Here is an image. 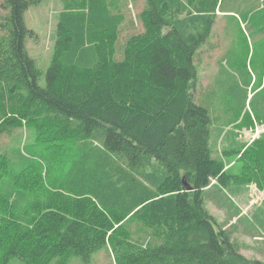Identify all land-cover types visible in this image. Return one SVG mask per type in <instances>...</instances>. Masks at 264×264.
<instances>
[{
	"label": "trees",
	"instance_id": "16d2710c",
	"mask_svg": "<svg viewBox=\"0 0 264 264\" xmlns=\"http://www.w3.org/2000/svg\"><path fill=\"white\" fill-rule=\"evenodd\" d=\"M223 1L144 0V31L116 61L125 16L109 0H60L40 87L25 49L30 0H5L0 106L11 116L0 118V133L25 119L43 151L0 156V264H88L106 244L116 264H264L236 250L203 206L212 180L264 188V133L223 149L241 163L231 174L212 157L208 110L192 101L193 56ZM256 1L252 13L264 10ZM252 116L264 123V94ZM131 223L151 232L146 245L132 240Z\"/></svg>",
	"mask_w": 264,
	"mask_h": 264
},
{
	"label": "rangeland",
	"instance_id": "374dc122",
	"mask_svg": "<svg viewBox=\"0 0 264 264\" xmlns=\"http://www.w3.org/2000/svg\"><path fill=\"white\" fill-rule=\"evenodd\" d=\"M109 3L112 12L125 16L115 43L114 59L121 61L129 37L144 31L139 17L145 6L144 0H109ZM4 4L5 0H0V49L9 36L8 29L1 26L2 19L9 15ZM256 5V0H224L210 35L193 56L196 79L192 101L208 110L212 157L223 158L225 169L231 174L241 172V163L236 154L222 156L220 151L225 149L226 138L232 137L234 132L239 133V140L232 144L236 149L242 142L251 143L264 133V123L259 124L252 116L257 105L262 104L264 94V91L258 93L264 86V30L261 31L264 10L263 4L259 3L262 11L252 13ZM61 7L60 0H30L24 13L25 26L31 32L26 38L25 49L40 72L37 79L40 87L45 86V73L53 53L52 38ZM10 114L6 103L5 107L0 106L1 119ZM221 132L223 137L218 140ZM37 139L34 126L25 119L17 125L7 126L0 133V156L11 160L16 152H21L25 156L39 157L43 148ZM203 206L236 250L249 259L264 263V188L255 182L222 188L212 180L203 192ZM128 228L132 240L138 239L146 245L150 231L144 232L134 223ZM59 262V259H53L49 264ZM88 262L116 264L109 244L93 251ZM8 264L23 263L11 258ZM61 264H83V260L72 256Z\"/></svg>",
	"mask_w": 264,
	"mask_h": 264
},
{
	"label": "crops",
	"instance_id": "0c3cea01",
	"mask_svg": "<svg viewBox=\"0 0 264 264\" xmlns=\"http://www.w3.org/2000/svg\"><path fill=\"white\" fill-rule=\"evenodd\" d=\"M235 133H237V132H234V134H232V137L226 138L225 144H224L225 149L232 148V144L234 143V141L239 140V136H240L239 133L238 134H235ZM222 137H223V133L221 132V133H219L218 140H220ZM234 137H235V139H234ZM242 143H244V142H242ZM220 152H223V149Z\"/></svg>",
	"mask_w": 264,
	"mask_h": 264
},
{
	"label": "water",
	"instance_id": "95a60500",
	"mask_svg": "<svg viewBox=\"0 0 264 264\" xmlns=\"http://www.w3.org/2000/svg\"><path fill=\"white\" fill-rule=\"evenodd\" d=\"M183 185L187 191H192V187L183 180Z\"/></svg>",
	"mask_w": 264,
	"mask_h": 264
}]
</instances>
